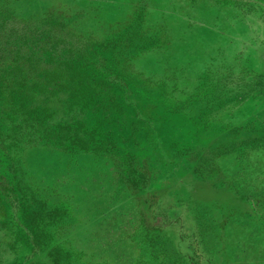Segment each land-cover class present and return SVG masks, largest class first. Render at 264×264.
<instances>
[{"label":"rangeland","instance_id":"obj_1","mask_svg":"<svg viewBox=\"0 0 264 264\" xmlns=\"http://www.w3.org/2000/svg\"><path fill=\"white\" fill-rule=\"evenodd\" d=\"M0 264H264V0H0Z\"/></svg>","mask_w":264,"mask_h":264}]
</instances>
